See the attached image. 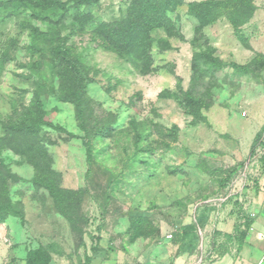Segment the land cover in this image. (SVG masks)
I'll list each match as a JSON object with an SVG mask.
<instances>
[{
    "label": "rangeland",
    "instance_id": "obj_1",
    "mask_svg": "<svg viewBox=\"0 0 264 264\" xmlns=\"http://www.w3.org/2000/svg\"><path fill=\"white\" fill-rule=\"evenodd\" d=\"M63 1L69 8L56 27L85 79L84 112L81 121L72 103L44 92L46 119L65 131L42 128L38 138L46 154L39 165L14 150L34 138L10 137L3 125L31 102L37 83L58 88L45 64L48 53L32 55L29 32L21 26L23 20L42 29L48 23L24 11L0 12V138L6 140L0 199L22 212L0 221V264H25L28 250L40 246L50 253L49 264H83L86 256L89 264H210L226 250L236 256L251 224L247 190L259 186L264 168V146L250 154L264 124V66L252 63L251 72L242 73L230 63L264 57V0H250L251 10L225 0L198 34L186 5L168 12L175 31L170 37L163 29L153 32L154 70L147 74L104 48L93 24L81 28L75 21L80 13L121 21L132 0ZM206 47L225 65L198 85L200 93L208 90L200 94L205 120L193 123L165 93L190 87L193 54ZM103 127L109 135H101ZM85 140L93 148L90 162ZM36 179L54 181L61 198Z\"/></svg>",
    "mask_w": 264,
    "mask_h": 264
},
{
    "label": "trees",
    "instance_id": "obj_2",
    "mask_svg": "<svg viewBox=\"0 0 264 264\" xmlns=\"http://www.w3.org/2000/svg\"><path fill=\"white\" fill-rule=\"evenodd\" d=\"M98 0H75V4H91ZM242 7L251 10L250 0H237ZM227 4L225 0H132L127 16L118 22L96 21L92 15L88 13H80L75 17V21L83 28L88 24H93L92 32L95 39L101 45L114 51L121 57L127 58L134 62L142 74H147L154 70L151 58V50L154 43L153 32L157 29H163L168 37L172 36L175 31V24L169 17L168 12L175 10L177 7L186 5V13L195 17L198 24L195 32L201 31L210 25L217 16V10ZM69 5L63 0H0V12H9L16 14L24 11L29 14V18L47 22L48 26L42 29L40 26L33 24L30 20L21 22L22 28L29 32L30 43L28 45L29 52L34 54H42L44 51L48 53L45 62L52 76L58 79V88L53 85H46L42 82L37 83L36 90L31 102L25 106L18 114L15 120L3 125L6 134L14 137L17 134L34 138L25 147L14 148L23 158L34 165L40 164L41 157H44L46 150L38 135L44 126L55 130L65 131L60 126L53 124L46 119L47 112L43 101L44 92L53 94L58 100L72 103L75 107L76 116L82 121L84 112V102L86 97L85 79L81 73L77 56L67 45V36L61 34L59 23L68 11ZM52 16L57 18L54 21ZM231 22L235 25L238 23L236 13H228ZM166 41V39H161ZM43 43L44 46L40 44ZM211 47H206L193 54L192 58V76L191 85L181 94L167 92L165 96L174 98L187 114L192 116V122L204 121L205 117L201 114L203 107L200 94H204L208 90L205 89L200 93L198 85H205L204 81L210 80L214 76V72L222 68L225 63L214 54ZM4 59L7 54H3ZM257 63L264 66V57H255L248 64H238L231 62L230 65L239 72H251V64ZM38 67L39 61L35 62ZM80 126L83 128L82 122ZM84 129V128H83ZM173 134L176 127L173 126ZM101 135L110 134V128L103 127ZM6 145V140L0 138V150ZM87 160L90 162L93 157V148L89 140H85ZM259 146H264V124L262 129L258 131L250 145V154L256 151ZM37 183L45 185L51 193L58 199L61 198V191L54 181H39ZM8 215L22 217V212L11 202H5L0 199V221H3ZM51 260L50 253L44 247H37L28 250L25 257V264H49ZM83 264H89L90 256H86Z\"/></svg>",
    "mask_w": 264,
    "mask_h": 264
},
{
    "label": "crops",
    "instance_id": "obj_3",
    "mask_svg": "<svg viewBox=\"0 0 264 264\" xmlns=\"http://www.w3.org/2000/svg\"><path fill=\"white\" fill-rule=\"evenodd\" d=\"M258 174L259 177L256 179L259 180V186H253L247 190L249 199L245 208L251 224L239 252L236 256H232V251L226 250L221 257L213 260L210 264H256L259 261L264 247V168ZM232 227L233 224L230 225V231ZM230 231L224 230L226 233ZM92 264L119 263L111 260L103 262L95 260Z\"/></svg>",
    "mask_w": 264,
    "mask_h": 264
},
{
    "label": "built area",
    "instance_id": "obj_4",
    "mask_svg": "<svg viewBox=\"0 0 264 264\" xmlns=\"http://www.w3.org/2000/svg\"><path fill=\"white\" fill-rule=\"evenodd\" d=\"M256 264H264V247L262 248V254L259 261Z\"/></svg>",
    "mask_w": 264,
    "mask_h": 264
}]
</instances>
